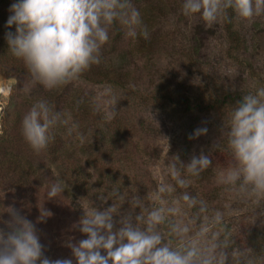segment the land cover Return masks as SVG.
I'll use <instances>...</instances> for the list:
<instances>
[{
    "label": "rangeland",
    "instance_id": "374dc122",
    "mask_svg": "<svg viewBox=\"0 0 264 264\" xmlns=\"http://www.w3.org/2000/svg\"><path fill=\"white\" fill-rule=\"evenodd\" d=\"M145 1L133 0V5L136 2L144 8ZM13 2L0 0V85H13L11 96L0 97V132L23 118L34 101L49 102L56 95L59 100L49 103H57L58 111L71 112L79 125V135L73 137H66L64 129L55 130L47 148L34 155L50 166V172L38 184L18 182L17 175L0 172V221L10 220L7 208H11L32 222L44 256L51 260L73 259L68 244L86 239L79 231L78 221L82 208L89 202L99 206V198H107L117 187L128 198L135 194L146 196L158 182L160 173L155 165L166 153L187 164L193 156L207 154L221 141L223 121L229 110L214 107L172 113L152 100L155 92H191L206 104L204 96L220 87L245 95L264 86V15L247 21L235 17L239 43L232 44L224 20L209 28L199 17H185L181 0H170L158 11L159 15L141 9L149 39L132 40L125 27L115 40L111 31L100 65L93 66L73 83L46 90L33 85L23 63L7 52L5 34L15 31L14 27H5ZM106 86H111L118 101L117 115L111 121L104 119L109 100L104 95ZM44 91L47 95L42 97ZM81 100L84 103L77 109ZM198 128H207V133L190 139ZM19 145L24 147L22 151L13 148L7 152H16L29 160L28 144L19 139L14 146ZM212 158L213 167L202 174L191 191L208 201L211 208L230 213L225 219L237 244L252 249L257 257H264V246L259 248L254 243V237L264 228V201L257 206L218 186L216 169L227 167L229 160L225 152L218 150ZM74 168L78 169V177L73 179L70 177ZM57 175L67 188L62 195L48 200L47 191ZM111 203L114 201L108 200L104 206ZM42 207L52 215L41 222ZM129 208L125 203L121 210ZM0 228L7 231L5 223H0Z\"/></svg>",
    "mask_w": 264,
    "mask_h": 264
},
{
    "label": "clouds",
    "instance_id": "9594fccd",
    "mask_svg": "<svg viewBox=\"0 0 264 264\" xmlns=\"http://www.w3.org/2000/svg\"><path fill=\"white\" fill-rule=\"evenodd\" d=\"M8 11L5 27L15 31L5 34L7 52L23 63L33 85L49 91L100 65L102 49L117 23L127 28L132 40L150 37L133 0H14ZM229 12L239 20H251L264 15V0H181V13L199 17L209 28L230 20ZM12 93L13 85L0 87V94ZM104 95L109 97L104 119L111 121L118 101L111 86L105 87ZM82 103L78 101L76 108ZM223 128L221 141L187 164L167 153L159 159L158 182L146 196L128 198L117 187L107 198H99V206L94 201L85 205L78 227L86 239L68 244L75 264H264V257L237 244L225 219L230 213L211 208L191 191L213 167L212 153L218 150L227 154L229 163L216 169V184L257 206L264 201V86L230 106ZM58 129H64L66 137L79 135L71 112L58 111L45 99L34 101L21 122L24 141L37 153L47 148ZM206 133L207 128H198L189 138ZM66 188L57 175L48 200ZM108 200L114 203L105 207ZM125 203L130 208L122 211ZM7 209L10 220L0 221L7 227L0 228V264H73V259L44 256L34 224ZM51 215L42 207L39 220Z\"/></svg>",
    "mask_w": 264,
    "mask_h": 264
},
{
    "label": "trees",
    "instance_id": "16d2710c",
    "mask_svg": "<svg viewBox=\"0 0 264 264\" xmlns=\"http://www.w3.org/2000/svg\"><path fill=\"white\" fill-rule=\"evenodd\" d=\"M168 2H170V0H146L144 2L145 4H143L144 8H142L141 4L138 5V3L136 2L134 7L136 6V8L140 11L141 9L146 10L148 14L156 13L159 15L160 12L158 11L163 9V6ZM229 16L230 20L225 21V32L232 44H238V33L234 30L235 16L231 12H229ZM112 31L114 33L115 40H118L119 37H121L123 31H125V26L117 23L112 29ZM218 89L219 90H213V93L210 96L203 95L206 104L202 102L203 99H198L197 97H195L194 94H191V92L186 93L182 91H171L167 93L160 89L152 95V100L155 99L160 106L166 107L172 113H190L194 111H202L203 109L208 110L214 107H217L221 110H229L231 105H234L237 101L241 99L242 94L239 92L232 91L230 89H223L222 87ZM45 95H47L46 91L43 92L42 97H44ZM58 100L59 96L56 95L53 98L51 97L49 102ZM55 106L60 109L57 103ZM18 116L23 115L19 114ZM22 119L23 118L19 117L14 126L10 128H2V131L0 132V150L5 148V150H1L0 153V172L17 175L18 182L36 181V184H38L42 180V177L46 173L50 172V166L45 165V161L41 160L40 158L34 157L37 152H34L29 147V145H27L29 151H25L28 152V156L30 157L29 160L19 156L16 152L13 154L7 152L9 150H13V148H15V150H21L24 148H22V146L20 147V145L17 147L14 146L17 140L22 139L24 141L21 133ZM71 171L72 175L70 178H77L78 169L74 168ZM254 243L257 247L263 248L262 246H264V228L262 232H260L259 234L257 233V235L254 237Z\"/></svg>",
    "mask_w": 264,
    "mask_h": 264
},
{
    "label": "built area",
    "instance_id": "2783aa9c",
    "mask_svg": "<svg viewBox=\"0 0 264 264\" xmlns=\"http://www.w3.org/2000/svg\"><path fill=\"white\" fill-rule=\"evenodd\" d=\"M0 87H6L5 84L0 85ZM3 96V94H0V97ZM1 102H0V111H1Z\"/></svg>",
    "mask_w": 264,
    "mask_h": 264
}]
</instances>
